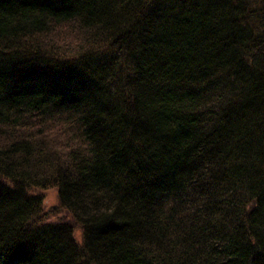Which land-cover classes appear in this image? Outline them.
Listing matches in <instances>:
<instances>
[{
  "label": "trees",
  "instance_id": "1",
  "mask_svg": "<svg viewBox=\"0 0 264 264\" xmlns=\"http://www.w3.org/2000/svg\"><path fill=\"white\" fill-rule=\"evenodd\" d=\"M0 264H264V0H0Z\"/></svg>",
  "mask_w": 264,
  "mask_h": 264
},
{
  "label": "rangeland",
  "instance_id": "2",
  "mask_svg": "<svg viewBox=\"0 0 264 264\" xmlns=\"http://www.w3.org/2000/svg\"><path fill=\"white\" fill-rule=\"evenodd\" d=\"M35 194H40L43 199V208L36 220L38 221H69L74 226V234L78 241H82V228L72 214L60 203L58 188L50 186L46 188L33 187Z\"/></svg>",
  "mask_w": 264,
  "mask_h": 264
}]
</instances>
